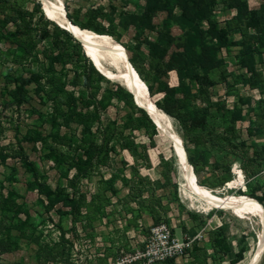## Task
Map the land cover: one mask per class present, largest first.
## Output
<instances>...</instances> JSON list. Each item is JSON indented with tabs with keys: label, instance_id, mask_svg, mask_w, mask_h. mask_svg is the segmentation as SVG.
I'll use <instances>...</instances> for the list:
<instances>
[{
	"label": "rangeland",
	"instance_id": "rangeland-1",
	"mask_svg": "<svg viewBox=\"0 0 264 264\" xmlns=\"http://www.w3.org/2000/svg\"><path fill=\"white\" fill-rule=\"evenodd\" d=\"M9 3L33 11L34 20L42 15L40 25L48 20L42 29L41 44L59 60L51 66L39 54L38 60L29 65L14 64L12 55L5 54L10 43L4 36L5 30L13 26L0 27V264H114L121 252L129 251L130 243H139L143 235L136 232L138 223L132 221L129 208L136 209L150 198V202L162 204L163 212L168 211L167 223L175 236H179L183 222H188V212L209 217L215 225L226 222L232 237L246 235L247 258L260 228L257 217H237L229 210L192 204L181 189L182 179L170 140L140 117L135 101L134 106L129 103L125 87L100 71L104 77L97 74V67L77 46L76 38L46 15L39 0ZM62 3L68 20L77 26L86 12L95 11L90 30L107 33L126 49L151 88L152 101L165 108L161 110L181 138L186 153L193 159H198L199 154H222V168L216 170L214 158L208 155L201 172L203 178L212 175L207 188L220 194L248 195L250 189L256 190V195L262 194L264 23L252 22L250 12L264 5V0ZM222 36L228 42L252 46L255 85L247 81L250 72L238 64L239 46L225 44ZM46 66L64 83L58 97H45L51 81V71L46 72ZM32 68L40 82L39 90L33 81L24 89L11 84L8 89L17 95L15 99L8 98L6 83L20 76L31 79ZM194 68L202 79L200 93L187 77L188 70ZM182 86H189L195 96L180 106ZM71 96L77 100L69 109ZM201 107L207 108L206 122L196 126L192 111ZM73 110L83 113L82 121L73 115ZM130 115L133 126L127 119ZM21 156L37 164L41 191L28 185L33 177L24 170ZM163 160L169 166L168 183L162 189L155 185L151 195L149 189L153 186L148 182L163 181ZM235 162L243 170L246 168L247 178L243 175L242 184L236 187H226L227 182L218 186L226 174L225 165ZM260 185L263 186L258 189ZM81 196L85 201L75 219L73 205ZM47 252L53 260L47 259ZM259 264H264V254Z\"/></svg>",
	"mask_w": 264,
	"mask_h": 264
},
{
	"label": "trees",
	"instance_id": "trees-1",
	"mask_svg": "<svg viewBox=\"0 0 264 264\" xmlns=\"http://www.w3.org/2000/svg\"><path fill=\"white\" fill-rule=\"evenodd\" d=\"M38 12H40V10H38ZM94 12H95L94 10H89L88 12L85 13L81 22L78 23L80 28H85L89 30L93 29L90 26L89 22L91 20V14H94ZM0 13H2L3 15L2 18H0V27L4 28L7 24H11L13 26L12 29L5 30L4 36H6L7 41L10 43V46L6 50L5 54L8 56L12 55V61L14 64H18V65L28 64L29 65L32 60L33 61L38 60L39 54H41L45 60L48 59L50 61L51 66L54 61L59 60V57L57 56L54 57L53 54L45 46L41 44L42 37H43L42 35H44L42 29H44L45 25L48 23V20H45L43 25H40L39 20L43 19L42 15H40L41 16L40 18L34 20L33 11H29L25 6H20L17 4L10 5L9 0H0ZM250 20L254 23H259V24L264 23V5H261L258 8L250 12ZM94 30L96 31V29ZM63 31L71 35V33H69L64 28H63ZM97 33L107 34V33H102V32H97ZM222 40L227 45L236 44L239 46V51L237 54L238 64L242 67H245L250 72L251 78L249 77L247 81L248 83L255 85V83L253 82L256 77V71L254 69L255 56H254V51H253L252 46L247 42H240L238 44L236 42H228L224 36H222ZM76 41H77L76 42L77 46L79 48L82 47L81 43L78 40ZM40 46H42L41 49H40ZM149 51L150 53L152 52V47H150ZM125 52H126L128 60L130 61L132 66L135 68L140 78L146 83V81L142 78L141 73L134 66V63L132 62V60L129 59L126 49H125ZM160 56H162V53L160 54ZM87 57H84L86 61H88ZM89 61L91 62L90 59ZM92 66L94 67L93 64ZM37 69L39 68L37 67ZM44 70L46 72L51 71L50 89L45 93V97L46 98L49 96L58 97L59 93L63 91L64 89L63 88L64 83L61 80V76L58 73H55L52 68L50 69L47 66L44 67ZM95 71L97 72L98 75L103 76L96 70V68H95ZM30 77L32 78L29 79V78H24L20 76V77H17L16 79L8 81V83H6L5 85V91H6V94L8 95V98L15 99L17 95L15 92L14 93L10 92V90L8 89V86L11 84H14V86L17 89L18 88L24 89L26 85L31 84V82L33 81V83L36 84V86L38 85L37 86L38 88L36 89L39 90L40 82L37 79L38 77L36 76V71L34 68L30 70ZM187 77L190 80L194 81L197 87L196 90H198V92L200 93L201 88H199V86L202 85V82H201L202 79L199 77L198 69L194 68V69L188 70ZM147 89H148L149 96H150V94L152 93L151 88L147 86ZM180 92H181V98L178 99V105L180 106L187 104L189 100L195 96V92L192 91V89L189 86H182L180 88ZM127 93L129 97V103L133 104V97H132L133 95L129 91H127ZM76 100L77 98H74L73 96L70 97L68 101L69 109L71 105L72 106L75 105L74 103L76 102ZM57 102H58V98H57ZM153 103L159 109L166 111L165 108H163V106L158 101H155ZM135 109L138 112H140L141 114L140 117H142V119H144L148 123V125H150L154 129L160 130L163 133V131L160 128L154 125V123L151 121L147 113L141 107H135ZM192 112H193V119H194L193 123L196 126H203L206 122L207 108L205 107L196 108V109H193ZM69 115L72 116V114H69ZM73 115L76 118H78V120L80 121H82V119L84 118L83 113L78 112L76 110H73ZM262 117L264 119V109H263ZM127 119H129L128 122H130V125L129 124L128 125L133 126L134 118L130 115V116H127ZM170 142H171V147L174 153L172 141L170 140ZM150 143L153 144L152 141H150ZM186 155H187L188 161L193 167L194 173L197 178V182L200 185L208 186L207 183L211 181L210 177H212V175L210 177H204V178L201 175L204 165H207L208 163L206 162L208 155L209 156L211 155L214 158L213 167L215 170L218 169V167L222 168V164H219V162L221 161L222 154H217V153L199 154L198 159H193L192 154H190L189 152H187ZM174 156H175V153H174ZM21 159H22V165L24 167V170L27 173H29L31 177H33V182H30L28 185L32 188L37 189L38 191H41L43 186L37 181V164L35 162L28 161L25 156H21ZM160 166L162 167L161 176H162L163 181L157 180L155 184L153 182H148V186L150 187L153 186V188L149 189L151 191L150 192L151 195L154 194L155 185L157 186V188H161V189L166 188L165 186L169 180V174H168L169 166L166 160H163ZM241 170H242V175H244V178H247L245 174L246 168L244 169L245 171L243 170V168H241ZM224 172L226 174L225 176L223 175L221 176L222 181H220L218 186H223L225 182H228L233 178V175L231 172V166L229 164L225 165ZM122 181L123 183L127 182L126 179H122ZM262 186L263 185H260L258 189L262 188ZM255 191L256 190L254 189H250L247 194L248 196L255 198L260 204H262L264 208V191L262 192L261 195H256ZM168 192L171 195L175 194L174 191L172 192L168 191ZM59 201L61 200L60 199L55 200V202H59ZM84 201H85L84 196H81L80 201L76 202L73 205V214L75 215V219L79 217L81 213V206L84 203ZM150 201H151V198L143 201L144 204H140L139 206H137L136 209L129 208V212L132 214V221L134 223H136V220L145 213L149 214L152 217L153 219L152 224H156L162 221L167 222L168 211L167 210H165L164 212L162 211V204L160 202L157 201L156 203H154ZM173 201H176V200H173ZM67 205H71V204H67ZM209 214H211V212L207 213V215ZM187 216H188V223L190 224V228L195 226L196 221L199 225L204 226L206 224V220L202 219L201 215L198 214L197 212H188ZM91 219L92 218H90L89 221H91ZM182 226L185 227V225H182ZM147 229L148 227L144 228L143 231L145 232L147 231ZM0 230H2V227H0ZM172 233H173V230H172ZM247 250H248V245L246 243V235L232 237V235H229L228 224L222 221L220 222V224L211 227L207 231V242H205L203 245L198 244L196 240L192 242L191 249L189 250L190 260L186 259L185 264H239L245 259L246 261H244L243 264H248V261H249V258H250V255L253 249L250 251L248 257L246 258ZM47 253H48L47 259L53 260L54 257L51 255V253L49 252ZM161 264H175V262L173 259H168L162 262Z\"/></svg>",
	"mask_w": 264,
	"mask_h": 264
},
{
	"label": "bare ground",
	"instance_id": "bare-ground-1",
	"mask_svg": "<svg viewBox=\"0 0 264 264\" xmlns=\"http://www.w3.org/2000/svg\"><path fill=\"white\" fill-rule=\"evenodd\" d=\"M39 1L48 17L55 20L80 43H83V50L86 51L97 69L107 79L121 83L127 91L132 92L136 104L148 112L156 126L172 141L182 179L180 186L192 204L197 202L205 209L214 207L229 210L237 217H257L260 228L256 233V241L248 264H259L264 254V208L262 204L245 194H220L200 185L197 182L193 167L187 159L181 138L172 129L168 116L150 99L145 82L129 62L122 44L108 34L80 28L71 23L65 14L62 0ZM106 63L114 69L108 68ZM233 170L237 172V176L226 183L228 188L236 187L243 182L242 172L236 166H233Z\"/></svg>",
	"mask_w": 264,
	"mask_h": 264
},
{
	"label": "built area",
	"instance_id": "built-area-1",
	"mask_svg": "<svg viewBox=\"0 0 264 264\" xmlns=\"http://www.w3.org/2000/svg\"><path fill=\"white\" fill-rule=\"evenodd\" d=\"M233 166L240 172L242 170L238 163L232 164L231 172L234 178L237 172L233 170ZM194 240L200 245L207 242V230L203 228L193 239H178L167 222L150 224L147 231H143L141 241L132 244L129 251H122L114 264H161L168 259L190 260L189 250Z\"/></svg>",
	"mask_w": 264,
	"mask_h": 264
},
{
	"label": "crops",
	"instance_id": "crops-1",
	"mask_svg": "<svg viewBox=\"0 0 264 264\" xmlns=\"http://www.w3.org/2000/svg\"><path fill=\"white\" fill-rule=\"evenodd\" d=\"M202 219L206 220V224L203 225H199L196 221L195 226L190 228V224L188 222H183V225H185V227L181 226L179 227V236L178 234H176L178 239H193L197 233H199L203 228H205V230H209L211 227L215 226L214 223H212L211 220H209V217H204L201 216ZM153 219L152 217L145 213L142 215V219H138L136 220V223H138V225L136 224V232H142L143 233V229L146 228L147 225L152 224ZM134 228V227H133ZM178 231V230H177ZM174 234V233H173ZM141 239H142V235H141ZM140 239V240H141ZM134 244L133 242L130 243V245ZM186 259L182 258V259H177L174 260L175 264H185Z\"/></svg>",
	"mask_w": 264,
	"mask_h": 264
},
{
	"label": "water",
	"instance_id": "water-1",
	"mask_svg": "<svg viewBox=\"0 0 264 264\" xmlns=\"http://www.w3.org/2000/svg\"><path fill=\"white\" fill-rule=\"evenodd\" d=\"M81 45H82V47H84L82 42H81ZM85 55L88 56L87 53H86V51H85ZM129 62H130V61H129ZM92 63H93V65H95L93 61H92ZM96 70L99 71L97 68H96ZM99 73H100V72H99ZM119 84L122 85L121 83H119ZM147 92H148V90H147ZM130 93L132 94V92H130ZM148 95H149V92H148ZM132 97H133V96H132ZM133 101H135L134 98H133ZM135 104H136V102H135ZM136 105H137L138 107H141V106H139L138 104H136ZM141 108H142V107H141ZM142 109H143V108H142ZM143 110H144V109H143ZM144 111H145V110H144ZM146 113H147V115H149L148 112H146ZM149 118H150L151 121L154 123V121H153V119L151 118L150 115H149ZM154 125H156V124L154 123Z\"/></svg>",
	"mask_w": 264,
	"mask_h": 264
}]
</instances>
